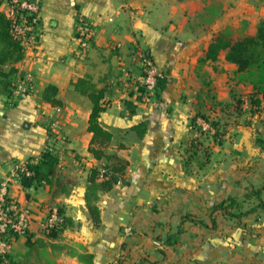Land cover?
<instances>
[{"label": "crops", "instance_id": "obj_1", "mask_svg": "<svg viewBox=\"0 0 264 264\" xmlns=\"http://www.w3.org/2000/svg\"><path fill=\"white\" fill-rule=\"evenodd\" d=\"M244 1L41 0L40 50L15 64L17 74L33 73L34 91L15 100L0 83V183L48 146L58 164L48 181L10 182L9 196L32 209L33 221L0 264H264V150L250 112L253 88L239 80L225 49L205 57L219 31L229 29L233 41L255 34L264 3ZM77 14L96 27L81 58ZM139 49L161 72L155 97L141 90ZM48 85L57 92L44 99ZM93 89H103L98 122L111 133L93 145L127 162L121 180L105 191L100 178H88L92 167L113 164L89 148ZM199 114L223 125L220 143L213 131L192 127ZM203 121L197 116L200 130ZM195 141L197 155L204 146L209 159L200 165L193 157L186 170ZM221 201L227 211L253 212L224 216ZM48 207L62 211L55 236L41 227Z\"/></svg>", "mask_w": 264, "mask_h": 264}, {"label": "trees", "instance_id": "obj_2", "mask_svg": "<svg viewBox=\"0 0 264 264\" xmlns=\"http://www.w3.org/2000/svg\"><path fill=\"white\" fill-rule=\"evenodd\" d=\"M255 3H264V0H255ZM8 0H0V83L4 84L7 92H10V86L13 83L17 69L15 64L23 58V49L20 41L14 37L11 32L10 20L6 14L5 6ZM226 50V59L235 63L238 66V73L240 74L239 80L248 82L252 85V92L250 94V112L251 114L261 113L262 100L264 99V16L259 20L256 26V32L253 35H244L237 40H232L231 32L229 29H224L217 32L212 41L210 42L206 51V58L215 59L220 50ZM201 61V59H200ZM84 83L83 80H79L76 83ZM84 90L87 87H82ZM143 91V88L141 87ZM57 92V88L54 85H48L44 91L43 98L48 99L51 95ZM92 101V109L89 117L88 130L93 132L92 145H90V151L96 158L106 156L108 159L113 160L112 165L104 164L100 169L92 167L89 173V181L95 182L97 178H100V187L102 190H109L115 183H118L127 165V162L116 155H106L102 147H94L93 143L98 142L100 145L110 140L111 133L100 126L98 117L104 110V106L101 104L103 97V89H93L87 93ZM232 97L235 100V108H239L240 99L236 98L233 94ZM203 120L209 121L211 127L214 129L212 133L213 137L220 143L221 137L219 133L222 131L219 129L223 127L219 121L208 120L205 115L199 114ZM192 118V127L199 130L200 134L206 135L210 130H200L196 124V118ZM143 123L134 126L139 128ZM223 130V129H222ZM219 138V139H218ZM256 143L264 150V139L258 138ZM199 144L201 142L195 141L188 149L189 156L184 160V168L189 169L190 160L194 157L197 159L200 165L205 164L209 159V152L206 147L202 146V157L197 155L199 150ZM58 164V155L52 150L45 149L39 157V160L34 164L29 165L27 168L32 172L30 176L23 175L21 177V183L25 187H31L38 181L49 180V176L54 173L55 167ZM229 204L235 207H240L239 203L234 199H229ZM218 210L224 216H230L234 218H240L253 212V209L248 211H239L237 214L227 211L226 201H221L218 205ZM214 208V210H217ZM58 212L62 216L61 209L58 208ZM212 226L215 224V217L211 220ZM63 223V218L60 223L55 227L45 230L44 232L50 236H55L60 226ZM0 261H2L0 259Z\"/></svg>", "mask_w": 264, "mask_h": 264}, {"label": "built area", "instance_id": "obj_3", "mask_svg": "<svg viewBox=\"0 0 264 264\" xmlns=\"http://www.w3.org/2000/svg\"><path fill=\"white\" fill-rule=\"evenodd\" d=\"M6 14L10 20L11 32L22 45L23 58L27 53L39 52L42 37V21L40 18L41 0H8L5 6ZM96 34L95 25L84 15L77 14L74 23L73 36L78 42L76 57L85 55L90 39ZM138 61L141 68L138 81L143 88V95L147 98L155 97L158 93L161 72L155 65L152 55L145 50H138ZM34 75L25 70L16 75L10 86L13 99L18 100L34 91ZM202 130L214 129L209 121H203ZM57 119L50 120V129L57 127ZM52 150L51 146L46 147ZM28 160L12 170L11 175L0 183V259L5 260L11 252L16 238L25 236L33 221V211L17 199L9 196L8 188L13 179L21 181L23 175L30 176L32 172L28 166L34 164ZM41 220L42 229L48 230L62 221L57 207H48L43 211ZM129 232V229H126Z\"/></svg>", "mask_w": 264, "mask_h": 264}, {"label": "rangeland", "instance_id": "obj_4", "mask_svg": "<svg viewBox=\"0 0 264 264\" xmlns=\"http://www.w3.org/2000/svg\"><path fill=\"white\" fill-rule=\"evenodd\" d=\"M244 2L247 5L249 4L252 7V4H254L256 1L255 0H245ZM242 4H244V3H242ZM245 6L246 5H244V7ZM259 8H260L259 6L258 7L256 6L255 10L257 11ZM261 110H262L261 113L256 114L257 115V118H254L255 124H256V132H257V129H258V131H260L261 133L260 132H257L255 135H256L257 138L264 139V134H263V132H264V100H263V105H262Z\"/></svg>", "mask_w": 264, "mask_h": 264}]
</instances>
